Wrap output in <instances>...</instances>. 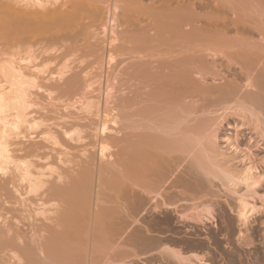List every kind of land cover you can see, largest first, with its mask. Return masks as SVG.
<instances>
[{"label":"bare ground","instance_id":"obj_1","mask_svg":"<svg viewBox=\"0 0 264 264\" xmlns=\"http://www.w3.org/2000/svg\"><path fill=\"white\" fill-rule=\"evenodd\" d=\"M254 146L264 0H0V264L245 257Z\"/></svg>","mask_w":264,"mask_h":264},{"label":"rangeland","instance_id":"obj_2","mask_svg":"<svg viewBox=\"0 0 264 264\" xmlns=\"http://www.w3.org/2000/svg\"><path fill=\"white\" fill-rule=\"evenodd\" d=\"M210 28H211V29H210ZM210 28H209L210 30H208L207 33H206L207 35H211V37H215V36L217 37V35H218V36L221 35V32H222V31L220 32V30H221V26H219V28H218V27H217V28H216V27H213L214 29H213L212 26H211ZM217 29H219V30H217ZM213 30H214V33H213ZM216 30H217L218 32H217ZM210 31H211V33H209ZM219 32H220V34H218ZM231 34H232V32H231ZM214 35H215V36H214ZM117 70H118V67H117V69H116L115 72H118ZM106 71H107V70H106ZM96 72H98V70H97ZM105 73H106V72H105ZM105 73H104V74H105ZM105 75H106V74H105ZM105 75H104V76H105ZM105 77H106V76H105ZM101 81H103V79H101ZM102 85H103V84H102ZM102 85H101V84H100V85H97V83H96V84H94V88H95L96 91H97V88H99V86L102 87ZM39 93H42V92L39 90ZM44 94H45V93H44ZM44 94H43V95H44ZM95 94H96V93L94 92L92 95L94 96ZM40 98H41V102H42V103H49L48 100H45V99H46V98H45V95H44L43 97L41 96ZM42 98H43V99H42ZM42 100H43V101H42ZM50 107H52V106H51V105H46V106H45V108L48 109V112H49V114L47 113L48 115H52V114L54 113V112H53V111H54V110H53L54 108L50 109ZM58 109H60V108H58ZM58 109H57V111H58ZM50 110H52V111H50ZM68 110H71V108H69ZM60 111H61V110H59V112H60ZM71 112H72V111H71ZM50 113H52V114H50ZM226 131H228L227 133H229V134L234 133V132H233V129L230 128V127H229V129H227ZM231 132H232V133H231ZM246 132H248V130H246ZM250 136L253 137L254 135L251 134ZM16 140H19V141H16ZM22 140H23V141H22ZM15 141H16V142H19V143H20V141H22L23 143L25 142V143H24L25 145H27V143H28L29 140H27V142H26L24 139H18V138H17V139H15ZM22 142H21V144H23ZM251 142H252V140H251ZM86 144H89V143H86ZM259 144H261L260 147L262 148L263 145H262V141H261V139L259 140ZM46 147H47V146H46ZM46 147L43 148L45 151L48 150V149H47L48 147H47V148H46ZM44 150H43V151H44ZM72 152H73V151H72ZM251 152H252V154H253V160H252V161H253V163H254V166H256L257 170L262 169V168L264 167V150H263V149H258V147L254 146V147H252ZM70 155H71V154H69V156H70ZM261 193L264 195V192L261 191ZM255 204H256V206H260V207H261V211H262V217H261V219H262V221H263V225H262V224H259L258 222H253V224H252L253 226L250 227V229H251L250 232L252 231V232H251V233H252L251 235H252V237H253V242H254V245H252V248H251V247H250L251 249L249 248V249L251 250V253H248V252H249V251H248V250H249L248 248L243 249V248L241 247L242 250H240V252H241V253L243 252L244 255H245V257H243V256H242V257H238L237 255H236V257H235V256L231 257V256H227V255L225 256V255H223V256H222L223 260H221L222 258L220 259V257L213 256V257H211V260H209L210 258H208V261H210V264H215L216 262H217L216 264H254V263H257V262H258L257 264H259V262H261L260 264H264V259H262V258H264V257H263V256H264V254H263L264 252H263V253L255 252L256 250H257V251H259V250H264V248L261 247L262 244H264V242H263V241H264V240H263V239H264V237H263L264 235L262 236V234H264V233H263V232H264V201H263L262 205H260L259 200H256V203H255ZM220 217H221V216H219V221L222 219V217H221V218H220ZM257 224H259V225L257 226ZM260 225H261V226H260ZM259 226H260V228H259ZM256 227H257L258 229H257ZM26 228H27V224H26V222H24V223H23V226H22V229H26ZM255 228H256V229H255ZM254 230H255V232H254ZM256 230H257V233H256ZM260 230H261V231H260ZM253 232H254V234H253ZM258 232H259V233L261 232V234L258 235ZM182 234H183V233H182ZM251 235H250V236H251ZM253 235H254V236H253ZM255 236H257V237H255ZM258 236H260L261 238H259ZM262 237H263V238H262ZM258 239H259V241H258ZM261 239H262L263 241H262ZM260 240H261L263 243H262ZM256 242H257V243H256ZM260 243H261V245H260ZM255 244H257V245H255ZM249 245H251V244H249ZM258 245H259V246H258ZM256 246H258V247H256ZM253 247H255V248H253ZM259 248H260V249H259ZM254 249H255V250H254ZM247 251H248V252H247ZM253 252H254V254L252 255ZM243 253H242V254H243ZM257 254H258V255H257ZM247 255H248V256H247ZM224 256H225V257H224ZM255 256H256V257H255ZM215 257H216V258H215ZM227 257H228V258H227ZM250 257H252V258L255 257V258L252 259V258H250ZM212 258H213V259H212ZM217 258H218V259H217ZM225 258H226V259H225ZM232 258H233V259H232ZM239 258H241L242 260L239 259ZM246 258L251 259V262H250V260L248 261V259H246ZM257 258H259L260 261H259ZM224 259H225V261H224ZM237 259H238V260H237ZM245 259H246V261H245ZM261 259H262V260H261ZM212 260H214V261H212ZM226 260H228L229 263H228ZM236 260H237V261H236ZM239 260H240V261H239ZM252 260H254V261L256 260V261L254 262V261H252ZM219 261H220L221 263H220ZM234 261H235V262H234ZM243 261H244V262H243ZM230 262H231V263H230ZM245 262H246V263H245ZM248 262H249V263H248ZM252 262H253V263H252Z\"/></svg>","mask_w":264,"mask_h":264}]
</instances>
